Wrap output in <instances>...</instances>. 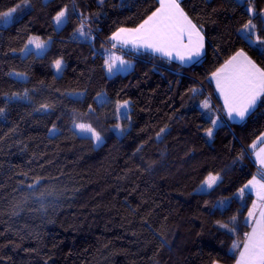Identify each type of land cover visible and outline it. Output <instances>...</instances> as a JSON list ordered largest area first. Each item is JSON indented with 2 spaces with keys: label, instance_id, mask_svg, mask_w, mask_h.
<instances>
[{
  "label": "trees",
  "instance_id": "obj_1",
  "mask_svg": "<svg viewBox=\"0 0 264 264\" xmlns=\"http://www.w3.org/2000/svg\"><path fill=\"white\" fill-rule=\"evenodd\" d=\"M29 1L16 22L0 27V106L12 93L30 97L7 104L0 116V264H234L240 249L233 245L250 231L254 203L239 189L264 175L250 150L264 133V104L242 123L229 121L211 74L240 49L264 67V56L237 32L249 19L246 8L234 0H181L206 39L202 58L183 66L109 41L117 28L142 23L158 0ZM17 2L0 0V11ZM253 2L264 37V0ZM65 7L68 23L57 30L52 18ZM81 13L91 40L73 36ZM33 35L50 37V48L23 57ZM110 54L130 69L110 75ZM61 57L58 77L52 65ZM78 92L81 99H69ZM103 93L108 103L100 106ZM204 100L222 122L211 139ZM124 101L126 114L117 111ZM44 103L49 112H36ZM79 123L91 125L101 142L80 135ZM209 173L222 183L199 193Z\"/></svg>",
  "mask_w": 264,
  "mask_h": 264
},
{
  "label": "snow or ice",
  "instance_id": "obj_2",
  "mask_svg": "<svg viewBox=\"0 0 264 264\" xmlns=\"http://www.w3.org/2000/svg\"><path fill=\"white\" fill-rule=\"evenodd\" d=\"M103 3V0H101ZM157 7L150 15L135 27H119L109 37L112 48L119 46L121 49L130 48L135 52L141 50L150 51L170 61L179 60L182 64L192 63L204 54L205 37L202 29L193 23L192 19L181 7V0H158ZM236 7H245L249 16L238 30L239 38L253 48L258 54L264 56V37L257 33V25L253 23V17L257 16L253 0H234ZM29 7V0H18L14 7L6 11H0V22L4 26L16 22L14 14L18 10ZM261 23H264V13L260 14ZM81 23L73 33L74 38L91 40V28L86 30V18L80 14ZM56 29H62L68 23V9L65 7L58 11L52 18ZM51 38L47 40L40 36H30L24 44L20 52L23 56L41 55L46 52ZM15 51V50H13ZM106 71L110 75H114L119 68H127L128 61L122 56L110 54L105 60ZM53 68L57 74L62 72L64 67L63 58H57L53 62ZM9 75L26 80L23 73H9ZM211 79L215 82V90L223 99V109L229 120L244 121L258 106L264 104V67L254 61L244 49L235 51L228 59H226L220 67L211 74ZM193 96L200 93V90L192 88L189 90ZM82 98V94H69V99L78 101ZM29 93L25 91L23 95L20 93H12L6 95L4 105L0 106V116L6 111V105L12 102L29 100ZM100 106L107 104V98L103 96L96 97ZM128 101L119 104L117 111L124 110L127 112ZM202 110H208L209 123L211 127L206 129V136L212 138L214 130L219 127L220 118L211 112V105L208 100H204L201 105ZM50 105L41 104L36 112L48 113ZM91 110V109H90ZM127 118V116H126ZM80 132L90 134V138L95 142H101V135L91 125L79 123L75 125ZM115 128L119 132L124 129L120 124H116ZM51 135H56L55 125L49 130ZM161 134L165 129L160 130ZM159 138V134H158ZM257 143L264 145V133H261L256 142L251 145L252 149H256ZM243 155V154H242ZM256 160L264 169V146H261L254 153ZM36 181L35 184H39ZM222 183L220 175L209 173L203 180L200 188L197 190L202 194H210L211 190ZM29 187L34 185H28ZM246 190H254L256 197L261 203L257 205L253 203L252 210L248 211L247 220L250 222L251 231L244 234L245 238L242 243L234 244V249H240L236 264H264V180H257L253 177L243 187L239 189V197H243ZM226 202H218L217 207L223 208ZM259 207V214L256 209ZM235 219L234 217L232 218ZM221 228L227 229L229 232H235V227L229 228L228 224H221ZM161 246L167 245L168 241L161 238Z\"/></svg>",
  "mask_w": 264,
  "mask_h": 264
},
{
  "label": "rangeland",
  "instance_id": "obj_3",
  "mask_svg": "<svg viewBox=\"0 0 264 264\" xmlns=\"http://www.w3.org/2000/svg\"><path fill=\"white\" fill-rule=\"evenodd\" d=\"M46 1H49V0H46ZM31 7V4H30V1H29V7L28 8H30ZM28 8H24V9H22V10H18L15 14H14V17L17 19L18 17H20L21 15H22V13L24 12V10L25 9H28ZM8 26V25H7ZM7 26H4L3 24H2V22H0V27H7ZM50 45H51V43L48 45V47H47V50L50 48ZM46 50V51H47ZM45 53V52H44ZM43 53V54H44ZM43 54H41V55H43ZM21 55L23 56V54L21 53ZM41 55H38V56H41ZM23 57H25V56H23ZM129 66L131 67V64H129ZM128 69H130V68H119V70L118 71H116V73L117 72H121V73H125V72H127L128 71ZM62 71H63V68H62ZM56 73V72H55ZM115 73V74H116ZM61 74H62V72L61 73H59V74H57L56 73V75L59 77V76H61ZM13 77H15V76H13ZM15 78H17V79H20V78H18V77H15ZM26 79H27V77H26ZM21 80V79H20ZM79 94H82V96H83V93H81V92H78ZM71 94H77V93H71ZM100 96H103V97H105L106 98V95L103 93V94H101ZM219 97V96H218ZM98 102V101H97ZM99 103V102H98ZM211 105V108L213 107V105L212 104H210ZM215 110V111H214ZM122 114H126L125 112H124V110L122 109ZM127 111H128V108H127ZM207 113H208V110H205ZM213 111L215 112V113H217V111H216V109L213 107ZM223 114L225 115V117H227V115L225 114V111H224V109H223ZM247 118V117H246ZM227 119H228V117H227ZM229 120V119H228ZM246 120V119H245ZM244 120V121H245ZM230 121V120H229ZM235 121H237V122H235ZM231 122H235V123H242L243 121H239V120H232ZM222 124V122L220 121V124H219V126ZM77 130H78V133L80 134V135H82V136H85V137H90V134L89 133H86V132H80V130L77 128ZM215 131L216 130H214V133H215ZM213 136H214V134H213ZM209 139H211V138H209ZM261 146H264V145H262V144H260V143H257V147H256V149H252L251 147H250V150H251V152H252V154H253V157H254V159H255V161L257 162V164L259 165V167L261 168V166H260V164L258 163V161L256 160V157H255V155H254V153L256 152V151H258L259 150V148L261 147ZM262 169V168H261ZM263 171H264V169H262ZM259 180V179H258ZM249 191H251V192H254L255 193V191L254 190H249ZM255 202L257 203V205H259L260 203H261V201H259L257 198H256V200H255Z\"/></svg>",
  "mask_w": 264,
  "mask_h": 264
},
{
  "label": "crops",
  "instance_id": "obj_4",
  "mask_svg": "<svg viewBox=\"0 0 264 264\" xmlns=\"http://www.w3.org/2000/svg\"><path fill=\"white\" fill-rule=\"evenodd\" d=\"M117 47H119V46H117ZM124 49H128V50H131L130 48H124ZM205 49H206V39H205V48H204V53H205ZM133 51V50H132ZM141 52H147V53H149V54H152V55H155V56H158V57H161V56H159L158 54H153L152 52H150V51H144V50H141ZM204 55V54H203ZM202 55V56H203ZM202 56L198 59V60H200L201 58H202ZM161 58H164V57H161ZM166 60H168L167 58H165ZM172 62H176V63H178V64H180V65H183V66H189V65H192V64H194L195 62H197V61H195V62H192V63H184V64H182L179 60H172ZM213 81V84H214V87H215V82H214V80H212ZM216 93H217V95L219 96V93L216 91ZM219 99H220V101H221V103H222V105H223V99L219 96ZM230 121H232V120H230ZM235 122H237V121H235ZM256 179L258 180H264V175L262 174V176H257L256 177ZM245 192H247L248 194H251L253 197H254V203H256L255 202V200H256V194L254 193V192H251V191H249V190H246ZM257 204V203H256ZM250 210H252V208L250 209ZM256 212H257V215L259 214V207L256 209ZM250 231H251V229H250ZM234 264H236V262L234 263Z\"/></svg>",
  "mask_w": 264,
  "mask_h": 264
}]
</instances>
